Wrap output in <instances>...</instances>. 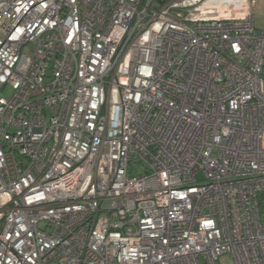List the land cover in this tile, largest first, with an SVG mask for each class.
I'll return each instance as SVG.
<instances>
[{
    "label": "built area",
    "instance_id": "1",
    "mask_svg": "<svg viewBox=\"0 0 264 264\" xmlns=\"http://www.w3.org/2000/svg\"><path fill=\"white\" fill-rule=\"evenodd\" d=\"M255 4L0 0V264H264Z\"/></svg>",
    "mask_w": 264,
    "mask_h": 264
},
{
    "label": "rangeland",
    "instance_id": "2",
    "mask_svg": "<svg viewBox=\"0 0 264 264\" xmlns=\"http://www.w3.org/2000/svg\"><path fill=\"white\" fill-rule=\"evenodd\" d=\"M253 24L257 29L264 30V0H256V4L252 9ZM10 91L7 89L4 91V95H7ZM132 175H139L144 172V168L139 166V168H131ZM217 264H232V257L230 254H224L219 257Z\"/></svg>",
    "mask_w": 264,
    "mask_h": 264
}]
</instances>
